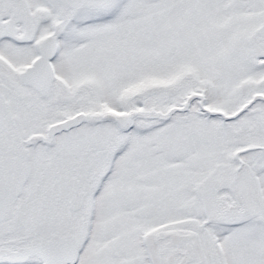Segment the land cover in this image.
I'll return each instance as SVG.
<instances>
[{"label": "snow or ice", "instance_id": "1", "mask_svg": "<svg viewBox=\"0 0 264 264\" xmlns=\"http://www.w3.org/2000/svg\"><path fill=\"white\" fill-rule=\"evenodd\" d=\"M0 264H264V0H0Z\"/></svg>", "mask_w": 264, "mask_h": 264}]
</instances>
